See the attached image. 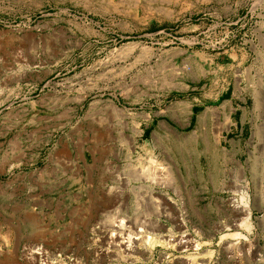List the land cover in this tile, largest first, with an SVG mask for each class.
I'll list each match as a JSON object with an SVG mask.
<instances>
[{"label":"rangeland","instance_id":"obj_1","mask_svg":"<svg viewBox=\"0 0 264 264\" xmlns=\"http://www.w3.org/2000/svg\"><path fill=\"white\" fill-rule=\"evenodd\" d=\"M0 264H264V0H0Z\"/></svg>","mask_w":264,"mask_h":264},{"label":"bare ground","instance_id":"obj_2","mask_svg":"<svg viewBox=\"0 0 264 264\" xmlns=\"http://www.w3.org/2000/svg\"><path fill=\"white\" fill-rule=\"evenodd\" d=\"M262 89H263V88H262ZM261 92H262V91H261ZM258 96H259V95H258ZM262 99H263V98H262ZM248 214H249V213H248ZM115 242H116V241H115ZM183 242H184V241H183ZM125 246H126V245H124V248L126 249V247H128V246H126V247H125ZM126 250H127V249H126ZM33 251H34V250H33ZM30 252H31V250H30ZM30 252H29V253H30Z\"/></svg>","mask_w":264,"mask_h":264}]
</instances>
